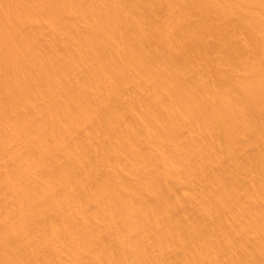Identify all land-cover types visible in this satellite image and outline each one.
Listing matches in <instances>:
<instances>
[{"label":"bare ground","instance_id":"bare-ground-1","mask_svg":"<svg viewBox=\"0 0 264 264\" xmlns=\"http://www.w3.org/2000/svg\"><path fill=\"white\" fill-rule=\"evenodd\" d=\"M0 264H264V0H0Z\"/></svg>","mask_w":264,"mask_h":264}]
</instances>
